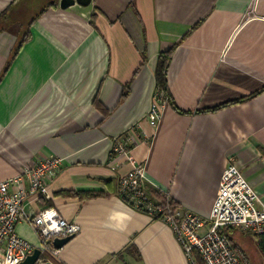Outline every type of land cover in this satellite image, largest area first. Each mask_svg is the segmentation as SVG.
<instances>
[{
    "label": "crops",
    "instance_id": "crops-1",
    "mask_svg": "<svg viewBox=\"0 0 264 264\" xmlns=\"http://www.w3.org/2000/svg\"><path fill=\"white\" fill-rule=\"evenodd\" d=\"M167 50L176 107L155 86ZM129 129L149 186L182 210L207 219L232 163L264 204V0H0V178L60 157L24 210L80 225L51 264H189L173 230L119 194L131 164L112 148ZM16 231L38 242L26 219Z\"/></svg>",
    "mask_w": 264,
    "mask_h": 264
},
{
    "label": "built area",
    "instance_id": "built-area-1",
    "mask_svg": "<svg viewBox=\"0 0 264 264\" xmlns=\"http://www.w3.org/2000/svg\"><path fill=\"white\" fill-rule=\"evenodd\" d=\"M161 118V105L154 97L147 120L156 126ZM138 138L129 129L117 137L112 151L125 156L131 167L119 178L120 196L138 211L165 222L176 234L189 264H245L226 228H240L254 235H264V204L256 189L247 180L237 163L224 168L217 195L207 219L178 204H159L149 192L145 165L130 153V145ZM62 159L42 156L24 170L23 175L0 178V264H19L38 248L40 255L35 264L59 259L61 248L54 239L79 232L80 225L65 219L54 207L44 208L27 215L24 203L29 197L50 194L48 180L53 179ZM15 190L11 191V186ZM26 219L33 226L38 242L32 243L16 231L17 223Z\"/></svg>",
    "mask_w": 264,
    "mask_h": 264
},
{
    "label": "trees",
    "instance_id": "trees-1",
    "mask_svg": "<svg viewBox=\"0 0 264 264\" xmlns=\"http://www.w3.org/2000/svg\"><path fill=\"white\" fill-rule=\"evenodd\" d=\"M170 58H171V50H167V51H164V52L159 53L158 58H157L156 69H155V79H156V85L155 86H156V90H163L168 95L169 101L171 99V103L175 106V104L172 101V98L170 96V93L168 91L167 80H166L167 69H168V66H169V63H170ZM244 99H247V97L246 98H243V99H239V100H235V101H231V102H226V103H223V104H219V105L213 106L211 108L199 109V110H196L195 112H210V111H216V110H218L220 108L226 107V106H228L230 104H234V103L240 102V101H242ZM180 111L181 112H184L182 110H180ZM191 112H193V111H191ZM149 192H150L151 196L153 198H155L159 204H165L166 202H170V203L176 204L168 196H166V195L160 196L161 192L159 190L150 188L149 189ZM154 193L155 194H158V196H160L159 198H161V199L158 200L156 197H154ZM94 195H97V194H94ZM232 229L233 228H231V227L228 228V230H230V231H232ZM256 237L259 240V245L264 250V235H256ZM235 246H236V248H237V250H238V252L240 254L241 260L245 264H251V262L249 261V258L247 257V255L245 254V252L240 248V246L237 243H235ZM199 264H203L200 259H199Z\"/></svg>",
    "mask_w": 264,
    "mask_h": 264
},
{
    "label": "rangeland",
    "instance_id": "rangeland-1",
    "mask_svg": "<svg viewBox=\"0 0 264 264\" xmlns=\"http://www.w3.org/2000/svg\"><path fill=\"white\" fill-rule=\"evenodd\" d=\"M225 230L245 252L251 264H264V250L259 245L256 235L240 228H234L232 231L227 228Z\"/></svg>",
    "mask_w": 264,
    "mask_h": 264
},
{
    "label": "water",
    "instance_id": "water-1",
    "mask_svg": "<svg viewBox=\"0 0 264 264\" xmlns=\"http://www.w3.org/2000/svg\"><path fill=\"white\" fill-rule=\"evenodd\" d=\"M92 0H60V6L65 8L75 3L81 5H88ZM74 235H69L63 238H55L54 246L57 248H61L65 243H67ZM40 255V250L36 248L32 254L28 255L22 262L19 264H35ZM43 264H51L50 262H45Z\"/></svg>",
    "mask_w": 264,
    "mask_h": 264
}]
</instances>
